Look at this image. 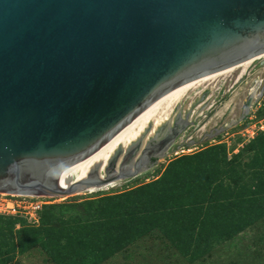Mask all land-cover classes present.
I'll list each match as a JSON object with an SVG mask.
<instances>
[{
  "label": "water",
  "instance_id": "obj_1",
  "mask_svg": "<svg viewBox=\"0 0 264 264\" xmlns=\"http://www.w3.org/2000/svg\"><path fill=\"white\" fill-rule=\"evenodd\" d=\"M262 64L264 0H0V192L133 179Z\"/></svg>",
  "mask_w": 264,
  "mask_h": 264
},
{
  "label": "trees",
  "instance_id": "obj_2",
  "mask_svg": "<svg viewBox=\"0 0 264 264\" xmlns=\"http://www.w3.org/2000/svg\"><path fill=\"white\" fill-rule=\"evenodd\" d=\"M231 155L226 158L224 146H212L170 161L156 180L130 191L54 206L75 209L70 219L76 228L62 230L66 223L49 213L54 207L42 218L50 206L45 205L38 227L15 232L11 252L72 246L74 256L60 263L101 264L156 234L186 263L216 264L211 259L218 249L236 250L241 234L264 226V131Z\"/></svg>",
  "mask_w": 264,
  "mask_h": 264
},
{
  "label": "rangeland",
  "instance_id": "obj_3",
  "mask_svg": "<svg viewBox=\"0 0 264 264\" xmlns=\"http://www.w3.org/2000/svg\"><path fill=\"white\" fill-rule=\"evenodd\" d=\"M264 79V64L258 66L251 72L245 74L242 79L230 90L227 97L212 111V113L198 126L182 143L180 148H176L160 159L155 166L145 173L129 179L126 182L115 186L113 189L96 193H79L66 197H52L46 209L42 210L43 218L45 210L61 204H79L98 198L117 195L130 191L141 185L156 180L164 170L165 166L172 160L180 156H189L200 151L212 148V146H224L226 158L232 155L230 148L236 152L240 151L259 132L264 131V112L253 113L254 108L250 106L249 113L243 118L240 124L234 126V120L239 114L242 103L251 92L258 88V82ZM254 82L257 85H254ZM260 128V129H259ZM252 133L251 137H247ZM235 152V153H236ZM75 209L54 207L49 213L54 217H59L66 224L61 226L62 230L69 227L76 228L77 223L72 224L71 216ZM41 218V219H42ZM40 223V222H39ZM27 226L21 222L6 217H0V264H62L60 259L67 260L69 256H74L72 246L65 247L60 251V247L54 245L53 249H44L35 245L32 249L21 254L11 252V242H15V232L24 228H36ZM10 235V237H9ZM238 245L233 247L223 246L218 249L211 260L216 264H264V226L255 227L241 234L238 237ZM239 251V252H237ZM225 259L223 261L222 259ZM101 264H188L174 250H171L160 237L149 236L142 238L131 246L119 251Z\"/></svg>",
  "mask_w": 264,
  "mask_h": 264
},
{
  "label": "built area",
  "instance_id": "obj_4",
  "mask_svg": "<svg viewBox=\"0 0 264 264\" xmlns=\"http://www.w3.org/2000/svg\"><path fill=\"white\" fill-rule=\"evenodd\" d=\"M263 82L264 79L258 82V88L255 94L260 91ZM251 106L254 108L253 113L264 110V92L258 100L253 101ZM250 109L251 108H249V110ZM247 135V137H251L252 133H248ZM229 151L231 154L236 152L232 148H230ZM49 199L53 198L34 195H14L0 192V216L22 219L29 226L37 225L38 213L43 206L49 204Z\"/></svg>",
  "mask_w": 264,
  "mask_h": 264
},
{
  "label": "flooded vegetation",
  "instance_id": "obj_5",
  "mask_svg": "<svg viewBox=\"0 0 264 264\" xmlns=\"http://www.w3.org/2000/svg\"><path fill=\"white\" fill-rule=\"evenodd\" d=\"M254 85H257V84L254 82V84H253L252 86H254ZM255 93H256V92L253 93V97H254ZM253 97L250 99V101H249L247 107H245L246 100L242 103V105H241V107H240V110H239V114H238L237 118L234 120V124L240 119V117H241L242 115H244L243 112H244L245 108L247 109L246 113L248 114L249 108H250V106L252 105L253 100H254ZM247 98H248V97H247ZM239 123H240V122H239ZM239 123L235 124L234 126L238 125ZM180 147H182V145H178V146H177V148H180ZM170 152H173V151H170ZM170 152L164 154V155L162 156L163 158L160 157V158L155 162V164H154L153 166H155L156 163H157L160 159H164V158H166V156H167ZM165 155H166V156H165ZM153 166H152V167H153Z\"/></svg>",
  "mask_w": 264,
  "mask_h": 264
},
{
  "label": "bare ground",
  "instance_id": "obj_6",
  "mask_svg": "<svg viewBox=\"0 0 264 264\" xmlns=\"http://www.w3.org/2000/svg\"><path fill=\"white\" fill-rule=\"evenodd\" d=\"M113 188H115V187L106 188V189H101V190L92 191V192H84V193H89V194H91V193L102 192V191L109 190V189H113ZM77 194H79V193H77Z\"/></svg>",
  "mask_w": 264,
  "mask_h": 264
}]
</instances>
